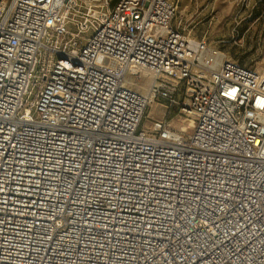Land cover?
Wrapping results in <instances>:
<instances>
[{
	"label": "built area",
	"instance_id": "obj_1",
	"mask_svg": "<svg viewBox=\"0 0 264 264\" xmlns=\"http://www.w3.org/2000/svg\"><path fill=\"white\" fill-rule=\"evenodd\" d=\"M76 4L0 0V264H264V68L172 0ZM183 99L190 135L141 127Z\"/></svg>",
	"mask_w": 264,
	"mask_h": 264
},
{
	"label": "rangeland",
	"instance_id": "obj_2",
	"mask_svg": "<svg viewBox=\"0 0 264 264\" xmlns=\"http://www.w3.org/2000/svg\"><path fill=\"white\" fill-rule=\"evenodd\" d=\"M114 1L77 0L76 6L71 10V18H79L89 7L104 10ZM172 1L176 4L177 21L185 32L206 40L209 45L242 66L255 70L264 68V0ZM74 12L77 15H73ZM96 23V20L89 19L90 26L82 34L83 42L92 35ZM128 80L129 86L143 92L150 76L146 73L129 74ZM182 102L185 110H181L179 105L166 108L162 101H152L145 109L141 127L151 129L154 121L165 119L175 130L185 136L190 135L192 125H189V121L193 117L186 110V100L183 99Z\"/></svg>",
	"mask_w": 264,
	"mask_h": 264
},
{
	"label": "bare ground",
	"instance_id": "obj_3",
	"mask_svg": "<svg viewBox=\"0 0 264 264\" xmlns=\"http://www.w3.org/2000/svg\"><path fill=\"white\" fill-rule=\"evenodd\" d=\"M224 55H225V54H224ZM132 83H133V82H132ZM146 88H147V84H146L145 90H146ZM145 90H144V91H145ZM144 91H143V92H144ZM192 123H193V121L190 120V121H189V125H192ZM181 129H184V128L182 127Z\"/></svg>",
	"mask_w": 264,
	"mask_h": 264
}]
</instances>
